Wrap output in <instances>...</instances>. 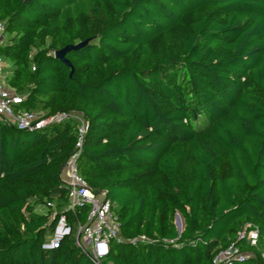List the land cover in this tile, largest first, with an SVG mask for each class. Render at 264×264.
<instances>
[{"label": "trees", "instance_id": "1", "mask_svg": "<svg viewBox=\"0 0 264 264\" xmlns=\"http://www.w3.org/2000/svg\"><path fill=\"white\" fill-rule=\"evenodd\" d=\"M0 22L18 106L88 121L77 171L124 239L100 264H213L233 243L249 255L231 264H264V0H0ZM75 142L73 122L0 121V264H94L87 208L64 210ZM55 213L72 232L45 250Z\"/></svg>", "mask_w": 264, "mask_h": 264}, {"label": "built area", "instance_id": "2", "mask_svg": "<svg viewBox=\"0 0 264 264\" xmlns=\"http://www.w3.org/2000/svg\"><path fill=\"white\" fill-rule=\"evenodd\" d=\"M4 41V25L0 22V45ZM55 55V53H54ZM2 60L0 59V121L17 130L39 131L53 124L73 122L76 126V142L74 153L65 163L60 179L68 189L67 205L65 211L74 213L79 208H87L84 223L75 222V243L79 246L94 264H100L108 256L110 244L120 243L124 239L120 233V223L117 216L111 211L110 202L105 191H93L88 187L83 178L78 174L76 161L81 154L88 121L79 112H58L52 115H44L34 111L21 109L18 105L24 99L16 91L7 85V75L2 74ZM32 70L34 66L32 65ZM65 172V177L62 173ZM57 216V214H54ZM72 232V225L65 214L57 216V222L50 239L43 244L45 250L58 247L59 242ZM258 238L257 230L250 224L244 225L237 234V241L255 246ZM145 240L140 236L134 240ZM249 254L242 252L234 243L226 249L219 251L213 258V264H231L233 261H241ZM264 259V254H262Z\"/></svg>", "mask_w": 264, "mask_h": 264}, {"label": "rangeland", "instance_id": "3", "mask_svg": "<svg viewBox=\"0 0 264 264\" xmlns=\"http://www.w3.org/2000/svg\"><path fill=\"white\" fill-rule=\"evenodd\" d=\"M6 41V39H4V41L2 42V44H4ZM2 62H3V67H2V74L5 75L8 73V66L6 64H8V61L6 59H2ZM62 176L65 177V172L62 173ZM174 223H175V226L181 230V228L183 229L184 227V221H183V218L180 214L176 213L175 215V218H174Z\"/></svg>", "mask_w": 264, "mask_h": 264}, {"label": "water", "instance_id": "4", "mask_svg": "<svg viewBox=\"0 0 264 264\" xmlns=\"http://www.w3.org/2000/svg\"><path fill=\"white\" fill-rule=\"evenodd\" d=\"M87 41H84L82 43H79L77 44L76 46H67L65 47L64 49L62 50H59V51H56L55 52V57H57L59 60H61L64 64L68 65L69 66V62L65 59V54L69 51V50H75V49H78L80 48L81 46L85 45ZM177 228V227H176ZM178 232L180 233L182 231V228L181 230H179L177 228Z\"/></svg>", "mask_w": 264, "mask_h": 264}, {"label": "crops", "instance_id": "5", "mask_svg": "<svg viewBox=\"0 0 264 264\" xmlns=\"http://www.w3.org/2000/svg\"><path fill=\"white\" fill-rule=\"evenodd\" d=\"M2 64H3V62H2ZM4 65V64H3ZM7 66H9V64H6ZM9 68V67H8Z\"/></svg>", "mask_w": 264, "mask_h": 264}]
</instances>
